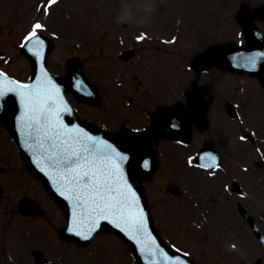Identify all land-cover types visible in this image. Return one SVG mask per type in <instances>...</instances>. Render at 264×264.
Returning <instances> with one entry per match:
<instances>
[{"label": "rangeland", "instance_id": "rangeland-1", "mask_svg": "<svg viewBox=\"0 0 264 264\" xmlns=\"http://www.w3.org/2000/svg\"><path fill=\"white\" fill-rule=\"evenodd\" d=\"M45 2L46 0H0V69L18 79H29L32 72L31 63L20 48L23 39L32 32L34 24L40 23L42 28L37 31L55 39L56 46L50 55V68L54 72L65 71L70 57L80 55L85 59L84 57L90 54L89 60H85L90 72H99L106 78L116 75L120 82H129L134 87V110L144 102L149 107L152 95L158 98V104L174 103V99L182 98L183 90L194 76L186 69L187 62L201 49L195 45L194 51L190 49L186 52V39L194 44V37L198 36L211 43L228 38L235 29L229 28L231 22H226L228 17L223 14L225 9L236 7L234 0H152L156 10L143 26L134 23L143 15L142 12L136 11V4L142 6L146 3L145 0H57L55 4L49 0L46 6ZM122 2L132 5L128 9L132 13V23L128 26L131 34L138 33L140 28H160L170 35L174 26V15H177V19H182L180 28L184 30L179 32V39L182 40L180 48L179 45L177 47L179 51L163 53L162 72L147 74V78L142 76L140 70L136 78L127 75L129 70L126 64L112 61L111 49L113 52L118 46L117 38L111 40L105 37L102 41H96L100 28L107 32V29L114 30L118 27L125 29V23L117 22ZM231 20H234L233 17ZM103 25L109 27H102ZM221 31H226L228 35L220 36ZM112 42L115 43L112 48H107L106 53L104 47ZM162 48L164 51L169 49ZM97 51L102 56L98 61V57H91ZM174 60L178 62L173 64ZM121 67L126 68V71L115 74V70ZM202 83L217 87L216 92L220 89L219 96H216L214 105L211 104L209 109L208 130L195 132L194 142L188 147L172 143L170 139L155 144L159 166L154 178L142 183L149 196L154 223L172 247L187 252L198 264H219L220 252L223 250L220 244V217L224 228L231 230L233 235L232 230H235L236 226L242 237H249L253 244L251 247L250 243L248 248L260 250L257 256L264 260V249L252 240L246 222L235 215L236 205L231 208L230 203H222L220 188L228 179V175L219 173L215 177H209L192 167H187L186 157L203 141L210 139L211 134L215 140L225 143L222 144V149L226 146V153L235 152L239 155L238 159L245 156L249 161L253 155V149L248 144H244V148L238 139L239 132H247L240 123L229 120L230 126L227 127L229 130L225 132L226 135L218 131L214 133L215 127L227 120L226 111L223 109L222 112L221 102L217 99L224 100L229 97L228 94L237 93L235 80L226 76L215 84L210 79H202ZM225 88L227 90H224ZM252 89L253 85H250L248 90ZM105 91L113 94L118 88L108 83ZM149 94L150 97H145ZM118 101L121 104L115 103L123 106L124 100ZM118 105L115 107H119ZM126 109L127 107L125 110L122 108L120 112L116 109L115 114L120 115L122 112L123 115L126 111L129 117L131 112ZM241 111L245 124L258 129L259 134H264V118L259 116L258 110L241 108ZM136 116L141 117L139 110L136 111ZM134 120L139 125L145 122L143 117ZM0 129L2 134L4 133L3 139L0 135V140L3 141L0 153L2 164L7 168V172L0 174V188L3 190L0 195V264H36L33 253L37 249L54 264H137L130 246L112 232L98 233L83 247H78L72 240H64L60 234L65 224L61 207L46 191L43 182L30 171L5 129ZM253 174L242 175L243 181H240L251 196L248 197V207L258 218V214H264V179L260 181L258 178H264V175ZM26 194L41 203L44 209L42 214L27 218L20 214H8V211L5 214L6 210L16 207L21 197ZM252 194L258 197L257 207L255 202L252 204L250 201V198H254ZM199 215L202 220H199ZM259 223L264 227V218H260Z\"/></svg>", "mask_w": 264, "mask_h": 264}, {"label": "snow or ice", "instance_id": "snow-or-ice-1", "mask_svg": "<svg viewBox=\"0 0 264 264\" xmlns=\"http://www.w3.org/2000/svg\"><path fill=\"white\" fill-rule=\"evenodd\" d=\"M56 2L52 0L53 4ZM41 28L40 23L34 24L27 41L36 38L35 54L43 60L44 42L37 36ZM41 73V78L32 85L18 84L5 77L0 81V100L9 93L19 96L24 108L21 129H27L26 137L35 141L43 159L56 170L54 178L60 185V194L73 202L71 231L87 240L100 221H109L140 243L141 251L155 256V249L147 246L149 242L154 245L155 241L148 232L144 210L121 166L128 160L127 155L79 127L65 125L61 113H70L71 109L64 102L61 89L43 67ZM3 76L0 73V77ZM26 143L33 148L32 143L27 140ZM212 160L215 163L214 157ZM144 166L147 167V163ZM89 224L92 227H88ZM141 234L147 239H141ZM160 255L163 257V253ZM163 258L169 264L167 258Z\"/></svg>", "mask_w": 264, "mask_h": 264}, {"label": "flooded vegetation", "instance_id": "flooded-vegetation-1", "mask_svg": "<svg viewBox=\"0 0 264 264\" xmlns=\"http://www.w3.org/2000/svg\"><path fill=\"white\" fill-rule=\"evenodd\" d=\"M239 6H247L252 12H255L257 10H255L256 8H254L253 6L256 3V0H238ZM259 11H261V14H257L256 15V22L259 25V27L261 29L264 30V5L262 7L258 8ZM146 36V35H144ZM143 36V37H144ZM239 40H244L246 42V32L245 30L242 29V31L238 34ZM204 50L200 49L199 51H197L196 53H194L192 55V57L189 59L188 64L191 68V72H192V76L193 78L196 79H214L220 76H225L227 73H231V72H227L215 65H211L209 66L206 70L203 71H199L198 68H196L193 65V60L194 58L199 55L200 53H202ZM138 53H139V62H138V69L142 72V76L144 78H147V74H158V72H162V56H163V52L161 47H159L157 45L156 41H151V37L147 36L145 37L141 44H140V48L138 49ZM233 73V72H232ZM116 74V72H115ZM236 75V74H234ZM240 75V74H238ZM158 78V77H157ZM216 91L215 89H209V91ZM261 94H264V89H259ZM217 91H220V89H217ZM243 96H247L246 94H242ZM216 96H219L217 93H212L209 94L208 97V101L207 104L209 105L211 102H215L216 100ZM224 96V95H223ZM262 99H264V96H261ZM238 98H233V100H237ZM218 101L221 102L222 107L224 108V111L227 112V106L228 103L230 101H227L228 99L225 98L224 100H220L219 98L217 99ZM214 104V103H213ZM92 110H87L84 111L83 113L85 115H88L89 113H91ZM91 117H93V114H91ZM261 118H264V113L260 115ZM238 123H240L242 125L241 121H237ZM224 125L221 124L217 125L214 129V133H216V131L224 134ZM256 136L251 137V148L253 149V153L258 155L261 152H264V141H263V137L264 134L261 133L259 134L258 129H256ZM242 133V132H239ZM210 137H214L212 134L210 135ZM241 142V141H240ZM242 143V142H241ZM243 146V145H242ZM230 158H234L235 160H238V164H236L234 166V171L236 174H242V169H241V163L239 161V159L232 155L229 154ZM239 157V155H238ZM258 166H264V162L262 163H257ZM258 173H256L255 175H257ZM264 175V173L262 174ZM260 181H263V177L260 176V178H258ZM264 184V183H262ZM221 195H222V199H223V205H226L227 203L230 204H234V203H240V201L242 200V194H236V192L233 190L232 187H221ZM255 200L257 201L258 198L257 196L254 197ZM236 249H234L235 251ZM242 250V249H239ZM233 249H229V251L227 252V257H226V264H230L233 261H240V260H235L236 252H234Z\"/></svg>", "mask_w": 264, "mask_h": 264}, {"label": "water", "instance_id": "water-1", "mask_svg": "<svg viewBox=\"0 0 264 264\" xmlns=\"http://www.w3.org/2000/svg\"><path fill=\"white\" fill-rule=\"evenodd\" d=\"M18 137H20V136H18ZM29 143H32V144L34 145L33 148L30 149V148L27 146L26 141H24V139H23L22 144H23L25 150L28 151V155L25 153V154H26V155H25L26 158H30V159L32 160V162H33V164H34L35 167H37L36 164H38V165L42 166L41 168H44L43 166L47 163V161H45V160L43 159V153H42V151H41L38 147L35 146V141H34V140H30ZM117 144H118L119 146H121L122 148L126 149V147H124L121 143L117 142ZM129 152L131 153L132 158H131V161H130L129 164H128V168H129V174H128V175H129V178L132 180V178L139 177L141 173H142V174H145V173H143V172L141 171L142 169H140V167H138V166H134V165H133V162L139 160V157H141V155H142L144 152H150V150H149V148H148L146 145H143L142 147L131 146ZM38 161H40V162H38ZM36 172H37V171H36ZM45 172H46V171H44V170L41 169V170L38 171L37 173H38L42 178H45L44 176H47V177L51 176V175H47V173H45ZM145 176H146V175H145ZM137 190H138V192H139V194H140L141 203H143V206L146 208V200H145V198H144V196H143V194H142V191H141L140 189H138V188H137ZM104 226H107V225L104 224ZM107 227H108V226H107ZM151 227H152V229H153V225H151ZM108 228H110V227H108ZM145 253H146V254H148V253H147L146 251H144V260L147 261L148 259H150V257H148ZM163 256H166V255L163 254ZM167 257H168V256H167ZM168 258H169V257H168ZM157 262H160V261H157ZM169 264H170V263H169Z\"/></svg>", "mask_w": 264, "mask_h": 264}, {"label": "clouds", "instance_id": "clouds-1", "mask_svg": "<svg viewBox=\"0 0 264 264\" xmlns=\"http://www.w3.org/2000/svg\"><path fill=\"white\" fill-rule=\"evenodd\" d=\"M132 5H125L123 2L121 4L120 11L117 15V22L120 24L123 23H132V13L128 11L129 8H131ZM156 8L152 0H146V3L144 5L136 4V11L142 12L143 15L135 21L134 24L137 26H143L147 23V18L155 12Z\"/></svg>", "mask_w": 264, "mask_h": 264}]
</instances>
